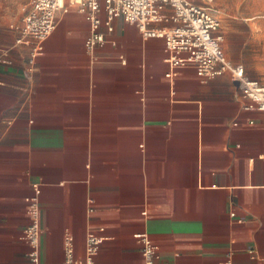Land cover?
I'll return each mask as SVG.
<instances>
[{
  "label": "crops",
  "instance_id": "1",
  "mask_svg": "<svg viewBox=\"0 0 264 264\" xmlns=\"http://www.w3.org/2000/svg\"><path fill=\"white\" fill-rule=\"evenodd\" d=\"M27 1L0 43V264H29L35 193L39 264H61L67 232L82 258L89 231L102 238L93 264H144L140 232L158 248L154 264H264V112L245 109L228 73L166 77L162 40L121 17L88 53L74 5L27 77L30 48L15 43Z\"/></svg>",
  "mask_w": 264,
  "mask_h": 264
},
{
  "label": "built area",
  "instance_id": "2",
  "mask_svg": "<svg viewBox=\"0 0 264 264\" xmlns=\"http://www.w3.org/2000/svg\"><path fill=\"white\" fill-rule=\"evenodd\" d=\"M216 0H28L23 6L21 22L15 25L18 35L16 44L30 48L26 76L30 77L35 58L43 51V43L55 29L60 14L67 13L74 5L89 24V34L84 46L92 53L107 40L100 31L104 25L108 32L113 30L112 22L121 17L136 26L145 40H162L166 52L168 71L172 78L183 67H191L202 80L228 73L238 85L241 95L250 100L245 109L264 112V80L250 78L239 63L230 61L223 51L224 34L221 27V10ZM112 44L115 42L110 41ZM28 222L24 238L30 245L29 264H39V240L41 233L38 195L26 197ZM89 200L88 211H93ZM141 243L144 264H154L158 258L157 246L146 232L136 234ZM102 238L93 231L85 237L84 255H74L73 237L65 234V256L61 264H93ZM216 264H232L230 259Z\"/></svg>",
  "mask_w": 264,
  "mask_h": 264
},
{
  "label": "rangeland",
  "instance_id": "3",
  "mask_svg": "<svg viewBox=\"0 0 264 264\" xmlns=\"http://www.w3.org/2000/svg\"><path fill=\"white\" fill-rule=\"evenodd\" d=\"M24 0H0V43L14 39L11 24L21 15ZM221 10L223 51L244 58L245 65L264 73V0H216ZM241 40L245 45H241Z\"/></svg>",
  "mask_w": 264,
  "mask_h": 264
}]
</instances>
